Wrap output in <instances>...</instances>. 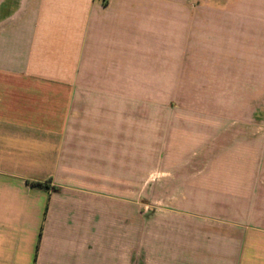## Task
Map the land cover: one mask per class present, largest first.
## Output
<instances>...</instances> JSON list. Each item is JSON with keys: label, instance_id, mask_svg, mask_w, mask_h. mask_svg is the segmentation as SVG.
<instances>
[{"label": "crops", "instance_id": "crops-1", "mask_svg": "<svg viewBox=\"0 0 264 264\" xmlns=\"http://www.w3.org/2000/svg\"><path fill=\"white\" fill-rule=\"evenodd\" d=\"M199 32L225 115L160 111ZM0 264H264V0H0Z\"/></svg>", "mask_w": 264, "mask_h": 264}, {"label": "rangeland", "instance_id": "rangeland-1", "mask_svg": "<svg viewBox=\"0 0 264 264\" xmlns=\"http://www.w3.org/2000/svg\"><path fill=\"white\" fill-rule=\"evenodd\" d=\"M199 14H204L199 8ZM204 26V24H199ZM204 34V31H201ZM199 32V38L196 44V53L187 55H166L167 69H174L173 71L166 72V86L161 88L166 97L165 108L163 104H159L160 111L164 110L166 113L171 112H197L198 114H205L211 112L215 115H225V49H218L223 45V42L213 39L206 40L201 38L202 34ZM173 40L167 39L172 43ZM193 41V40H192ZM216 42V43H215ZM220 43V44H219ZM207 44L215 46L214 48L206 47ZM173 46V44L171 45ZM162 57L160 56V62ZM152 65V64H151ZM182 70V80H175L176 83L181 82L182 85H173V74L178 76V70ZM184 74V75H183ZM186 78V79H184ZM157 105V104H156ZM152 108L157 111V106ZM192 122L209 123L214 128H225V120H208V119H193ZM157 176L158 173L154 172L151 176L150 182V200L142 201L150 203L151 206H158L156 199L157 191ZM136 191H141V184H138Z\"/></svg>", "mask_w": 264, "mask_h": 264}, {"label": "trees", "instance_id": "trees-1", "mask_svg": "<svg viewBox=\"0 0 264 264\" xmlns=\"http://www.w3.org/2000/svg\"><path fill=\"white\" fill-rule=\"evenodd\" d=\"M31 185L33 187H36V188H39V189H43V190H48L49 189L47 184H45L43 182H31Z\"/></svg>", "mask_w": 264, "mask_h": 264}]
</instances>
